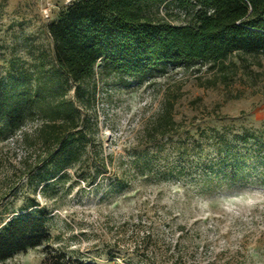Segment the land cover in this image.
Listing matches in <instances>:
<instances>
[{"label": "rangeland", "instance_id": "obj_1", "mask_svg": "<svg viewBox=\"0 0 264 264\" xmlns=\"http://www.w3.org/2000/svg\"><path fill=\"white\" fill-rule=\"evenodd\" d=\"M43 6L0 0V83L31 89L52 66L47 26L66 6L49 0L48 17ZM95 69L84 103L76 101L89 136L68 178L41 189L35 170L29 180L20 165V133L0 137V218L35 199L52 250L72 264H264V54L135 79ZM164 103L176 133L156 139L147 130ZM243 130L254 135L248 143L239 141ZM0 264L49 261L39 247Z\"/></svg>", "mask_w": 264, "mask_h": 264}, {"label": "trees", "instance_id": "obj_2", "mask_svg": "<svg viewBox=\"0 0 264 264\" xmlns=\"http://www.w3.org/2000/svg\"><path fill=\"white\" fill-rule=\"evenodd\" d=\"M174 17L189 21L177 25ZM47 29L52 66L37 72L31 89L0 83V137L20 133V165L29 180L39 176L41 189L68 178L67 171L81 160L90 125L76 101L84 103V85L97 63L101 70L135 79L167 66L222 65L233 53L264 54V0H79ZM172 108L164 103L148 135L176 133ZM31 121L36 127L23 131ZM242 132L240 142L254 138ZM36 206L34 199L21 214L0 218V263L42 247L49 264H72L66 253L52 250L47 214L34 211Z\"/></svg>", "mask_w": 264, "mask_h": 264}, {"label": "built area", "instance_id": "obj_3", "mask_svg": "<svg viewBox=\"0 0 264 264\" xmlns=\"http://www.w3.org/2000/svg\"><path fill=\"white\" fill-rule=\"evenodd\" d=\"M44 2V6L41 9V13L43 16L48 17L49 16V0H42ZM73 3L72 0H63V4L67 7Z\"/></svg>", "mask_w": 264, "mask_h": 264}]
</instances>
